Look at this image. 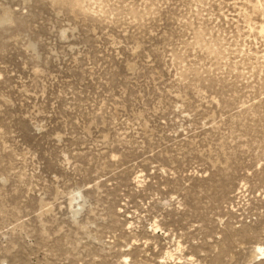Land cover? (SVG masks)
<instances>
[{
  "label": "rangeland",
  "instance_id": "1",
  "mask_svg": "<svg viewBox=\"0 0 264 264\" xmlns=\"http://www.w3.org/2000/svg\"><path fill=\"white\" fill-rule=\"evenodd\" d=\"M205 1L0 0V264H264V0Z\"/></svg>",
  "mask_w": 264,
  "mask_h": 264
},
{
  "label": "bare ground",
  "instance_id": "2",
  "mask_svg": "<svg viewBox=\"0 0 264 264\" xmlns=\"http://www.w3.org/2000/svg\"><path fill=\"white\" fill-rule=\"evenodd\" d=\"M58 4L60 5H67L68 3H71V5L75 8H78L80 11H84V12H88L89 10H91V12L93 13H97V12H100L102 13V9L98 7V10L99 11H95L93 8H91L96 1L98 0H55ZM100 1V0H99ZM103 1V0H102ZM192 2L196 3L197 5L202 3L203 0H191ZM205 1V0H204ZM92 3L93 2V5L90 7V5H88L89 3ZM206 2V1H205ZM101 3V2H100ZM196 4H194L196 6ZM203 4V3H202ZM205 4V3H204ZM70 5V4H68ZM97 5V3H96ZM201 5V4H200ZM198 5V6H200ZM95 6V5H94ZM194 7V6H193ZM131 8V7H130ZM132 9V8H131ZM130 9V10H131ZM146 9V8H145ZM73 10V9H72ZM77 10V9H75ZM128 10V9H127ZM201 10V9H200ZM74 11V10H73ZM131 14L133 15V17H135L137 19V17H141L142 15L138 12H135V11H130ZM72 13V12H71ZM130 14V13H129ZM201 16V15H200ZM203 18V17H202ZM1 22H9V18L7 16V14L4 12V14L2 15L1 19H0ZM203 24V23H202ZM201 24V25H202ZM203 27V28H202ZM197 29L193 28L192 32H193V38H192V42L189 43V46H194V47H198L200 48L201 50L205 51V54L209 57H212L215 61H230L228 59V57L226 56V54L228 53V50H230L231 46H229L230 48H225V46L223 45L222 43V39L219 38V36L217 37H213L212 36V32L210 30H207V29H204V26H202ZM190 28V27H189ZM206 28V27H205ZM209 29V28H208ZM211 29V28H210ZM221 30V29H219ZM261 34H263L264 30L261 28L260 31H259ZM216 35V33H215ZM223 35V33H222ZM224 42H227V41H224ZM234 47V45H233ZM235 49V47H234ZM237 49V48H236ZM194 50V49H193ZM199 50V49H198ZM200 50V51H201ZM232 50V49H231ZM248 50V49H247ZM246 50V51H247ZM238 49L236 50L235 53L238 54ZM240 51V50H239ZM249 51V50H248ZM231 52V51H230ZM234 52H232L233 54ZM235 55V54H234ZM255 55V54H254ZM253 55V53L250 51V52H245V51H240L239 52V56H237V58H235V61L231 63H228V68H229V71L230 73H237L239 74V78H244V72L246 69H250L251 72H254L255 69L257 68V66H255L258 60V57L256 58L255 56ZM259 56V55H258ZM262 58V57H261ZM259 58V60L261 59ZM213 60V61H214ZM256 61V62H255ZM216 63V62H215ZM224 63V62H223ZM227 65V63H226ZM225 66V65H224ZM260 66V65H259ZM262 66L263 65V62H262ZM260 66V68L262 67ZM248 67V68H247ZM263 69V67H262ZM261 70V69H260ZM208 71V70H207ZM223 72V71H222ZM246 77V76H245ZM75 194V193H74ZM77 194V193H76ZM77 195H71L70 198H69V206L70 207H73V205L75 204L74 202L76 201ZM262 254V251L260 248H256L255 249V252L252 254L251 256V259H254L258 256H260Z\"/></svg>",
  "mask_w": 264,
  "mask_h": 264
}]
</instances>
